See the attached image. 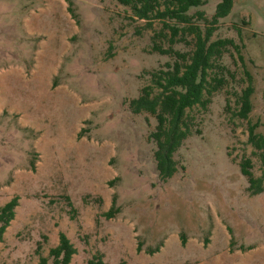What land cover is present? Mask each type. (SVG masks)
Listing matches in <instances>:
<instances>
[{
	"label": "rangeland",
	"instance_id": "374dc122",
	"mask_svg": "<svg viewBox=\"0 0 264 264\" xmlns=\"http://www.w3.org/2000/svg\"><path fill=\"white\" fill-rule=\"evenodd\" d=\"M233 1L217 34L241 30L237 79L251 75L253 108L239 119L223 92L193 108L178 170L162 180L155 120L127 105L166 61L148 51L145 21L116 0H72L75 18L66 0H0V206L18 197L0 264H37L60 232L76 249L69 264L97 253L103 264H264V192L249 195L239 168L248 156L261 174L247 137L254 123L264 135V0Z\"/></svg>",
	"mask_w": 264,
	"mask_h": 264
},
{
	"label": "trees",
	"instance_id": "16d2710c",
	"mask_svg": "<svg viewBox=\"0 0 264 264\" xmlns=\"http://www.w3.org/2000/svg\"><path fill=\"white\" fill-rule=\"evenodd\" d=\"M116 1L131 11V17L145 21L144 25L151 29L148 51L166 57L160 66L146 72L147 82L141 85L137 97L127 101V105L133 114L146 113L154 118L155 126L149 131L148 139L154 144L153 158L158 176L167 180L178 170L175 153L193 133L194 119L190 114L193 108L206 109L219 92L226 94L225 109L230 108V96L234 97L236 107L233 114L239 119H247L253 108L251 75L244 70L248 80L246 84L244 78L237 79L235 54L243 61L241 30L236 29V37L217 34L234 1L220 0L210 15L202 10L208 0ZM66 2L68 12L75 18L72 0ZM155 22L157 26H154ZM256 126L255 123L248 125L247 141L259 157L261 174L255 176L253 173L250 157L243 156L239 161L249 195L264 192V135L256 132ZM114 179L108 183L113 185ZM68 202L71 205L69 198ZM17 205L18 197L13 196L0 206V242L14 218ZM118 211L114 194L109 209L103 215L112 218ZM181 242L185 243L183 235ZM161 245L159 242L154 247H147L146 253L159 251ZM39 247L40 242L37 249ZM141 248L138 243L137 250ZM75 253L68 236L60 232L58 243L49 249L47 256H40L37 264H69ZM102 257L101 253L94 254L85 264H103Z\"/></svg>",
	"mask_w": 264,
	"mask_h": 264
}]
</instances>
